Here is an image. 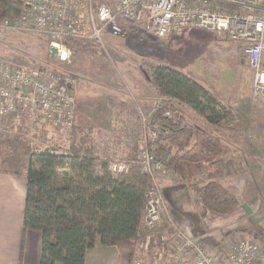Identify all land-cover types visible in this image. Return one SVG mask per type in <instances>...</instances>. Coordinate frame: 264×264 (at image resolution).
<instances>
[{"label": "built area", "instance_id": "2783aa9c", "mask_svg": "<svg viewBox=\"0 0 264 264\" xmlns=\"http://www.w3.org/2000/svg\"><path fill=\"white\" fill-rule=\"evenodd\" d=\"M125 24L145 29L157 38L178 34L186 27L227 37L253 71V95L264 99V0H113L111 4L25 0L16 18L0 20V29L43 33L49 50L55 48L54 56L64 63L70 56L68 42L91 41L106 49L105 38L121 37ZM75 86L73 76L0 59V136L10 133L13 122L21 121L33 127L70 130L76 114ZM174 114L177 112L170 108L164 111L167 117ZM151 117L139 111L141 133L136 149L140 172L148 179L142 221L150 230L165 211L160 181L168 174V155L161 151L165 140L150 126ZM130 167L119 159L107 165L114 175L126 173ZM178 235L177 257L170 264H264V246L256 237L215 245ZM159 263L160 257L149 264Z\"/></svg>", "mask_w": 264, "mask_h": 264}, {"label": "rangeland", "instance_id": "374dc122", "mask_svg": "<svg viewBox=\"0 0 264 264\" xmlns=\"http://www.w3.org/2000/svg\"><path fill=\"white\" fill-rule=\"evenodd\" d=\"M112 1L95 0V3L111 4ZM130 27L119 38L106 37L109 46L106 49H101L91 41L68 42L70 56L64 63L58 61L56 56H51L48 38L43 33L0 29V59L17 66L54 70L64 76L75 77L78 99L74 125L93 129L95 152L102 159L107 157L109 161L121 160L133 139L136 138L137 142L141 133L139 111L151 117L154 107L161 102L159 98L156 103L141 106L137 111L131 102V96L136 98L153 90L151 85H147L142 73V63L162 64L179 70L208 90H218L235 97V105L247 111L250 117L245 121V143L237 145L234 150L228 148L229 152L225 155L240 154L244 160L239 161L248 168L252 164L264 166V99H257L252 93L253 71L246 62L239 61L242 56L238 46L223 35L190 27L167 38H157L145 29L131 30ZM185 108L177 114L185 122L198 126L199 120L191 118L192 110ZM198 127L206 131L201 125ZM70 130L13 122L10 133L0 136V166H10L5 165V162L13 154L41 150L66 152L70 143ZM214 136L228 144L225 136ZM168 148L169 144L165 140L162 153ZM162 153L160 155L165 160ZM235 195L241 202L239 207H243L242 198ZM258 219L255 215L237 216L236 220L243 223L231 227L230 230L236 231H230L224 238H215L220 244L227 239L225 241L229 244L256 237L264 246V233L256 229ZM156 227L148 229L152 234L146 245L149 260L154 261L160 257L159 264H170L177 257L173 254L180 243L168 235L157 234ZM161 236L164 237L163 241Z\"/></svg>", "mask_w": 264, "mask_h": 264}, {"label": "trees", "instance_id": "16d2710c", "mask_svg": "<svg viewBox=\"0 0 264 264\" xmlns=\"http://www.w3.org/2000/svg\"><path fill=\"white\" fill-rule=\"evenodd\" d=\"M24 1L0 0V20L16 18ZM142 73L161 99L154 107L150 126L160 139L182 152L171 156L165 151L170 157L167 167L174 160L211 162L229 152V144L185 122L182 116L164 115L167 108L181 112L187 107L207 124L233 130L237 117L229 103L221 102L193 78L169 66L144 61ZM93 134V129L73 125L66 152L41 150L29 154L20 255L24 233L34 231L40 234L39 264H84L87 251L94 248L97 240L104 247L116 248L117 260L113 264L134 263L135 249L142 239L140 226L148 184L136 161L138 140L133 139L121 158L131 165L128 172L114 175L107 169L108 158L96 154ZM191 191L216 214H227L241 205L234 193L216 181L194 185ZM201 241L220 243L215 237Z\"/></svg>", "mask_w": 264, "mask_h": 264}, {"label": "crops", "instance_id": "0c3cea01", "mask_svg": "<svg viewBox=\"0 0 264 264\" xmlns=\"http://www.w3.org/2000/svg\"><path fill=\"white\" fill-rule=\"evenodd\" d=\"M127 27L129 28V25L125 24L126 29ZM243 62L242 59L241 63ZM147 83L150 86L148 81ZM210 91L221 102L229 103L234 108L237 117L234 129L224 130L211 126L193 111L194 115L191 114V118H197L199 120L198 126L201 125L205 128L207 133L225 136L228 144H231L229 148L234 150L237 145L242 146L245 143V130L247 128L245 121L250 117L249 113L238 108L235 101H233L235 97L229 96L228 93L218 90ZM159 98L153 88L149 94H143L136 98L131 96V102L134 103V108L137 111L141 106L156 103L155 101ZM185 109L190 110L187 107ZM168 149L171 156L182 154L171 145ZM29 154H13L14 157H8L5 162V165L10 166H0V264H39L40 234L38 232L26 231L24 233V247L22 255H20V238L23 232L22 213L26 186L25 174ZM244 158L247 159V157ZM239 160L243 161L244 159L241 158L240 154L235 153L221 155L206 163H187L174 160L168 167V174L160 181V192L164 201L165 213L157 224V234L173 237L179 243L178 234L193 240H201L205 237L224 238L231 233L230 231H236L230 230L231 227H234L237 223H243V221L236 220L237 216L245 217L247 215L249 217L255 215L259 218L256 222V229L264 233V166L259 165L258 167V165L252 164L248 168ZM210 181H216L228 191L238 194L242 198L243 207H237L223 215L209 211L195 197L191 188L194 185L202 186ZM140 230L143 244L140 242L141 245L139 246V243L136 246L134 261L148 264L153 262V260H149L146 252V245L152 234L150 230L144 227L143 221ZM177 250L178 245L173 256H177ZM116 260V248L104 247L97 240L94 248L87 251L84 264H113Z\"/></svg>", "mask_w": 264, "mask_h": 264}, {"label": "water", "instance_id": "95a60500", "mask_svg": "<svg viewBox=\"0 0 264 264\" xmlns=\"http://www.w3.org/2000/svg\"><path fill=\"white\" fill-rule=\"evenodd\" d=\"M50 54L51 56H54L56 54V49L55 48H50Z\"/></svg>", "mask_w": 264, "mask_h": 264}]
</instances>
